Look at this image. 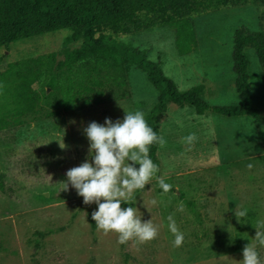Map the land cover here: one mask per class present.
Wrapping results in <instances>:
<instances>
[{
    "label": "rangeland",
    "instance_id": "rangeland-1",
    "mask_svg": "<svg viewBox=\"0 0 264 264\" xmlns=\"http://www.w3.org/2000/svg\"><path fill=\"white\" fill-rule=\"evenodd\" d=\"M190 19L197 46L186 56L176 54L167 28L117 40L144 51L148 61L158 62L178 91L202 86V99L210 106L236 104L233 32L244 27L264 34V0H247ZM69 36V31H56L11 43L7 50L0 47V71L23 59L64 48L72 51L77 45L66 41ZM246 56L252 75L250 103L258 111V124L244 117L225 119L211 111L196 115L187 106L170 104L153 117L166 141L156 150L157 176L173 188L163 193L154 178L137 193L132 206L139 209L142 221L152 219L158 226L157 237L144 244L120 245L116 233L105 234L94 221L92 227L88 217L96 204L85 205L75 189L69 185L63 191L60 183L66 181L67 170L86 159L91 162L83 132L90 122L103 124L105 118L115 122L136 110L146 116L153 107L156 93L144 74L133 64L122 65L102 53L103 102L74 112L52 113L58 94L46 87L45 77L33 84L34 90L51 93L50 104L41 105L36 117L9 131L12 141L0 142V264H242V249L255 236L252 226L264 220V139L259 137V131L264 132V67L252 51H246ZM83 64L70 71L61 67L59 83L74 71L76 78L88 83ZM120 66L126 69V83L113 85L109 77ZM191 133L198 139L192 145L181 143ZM152 200L157 203L151 204ZM237 208L248 209L239 223L234 215ZM170 214L185 236L180 247H173L175 237L167 226ZM257 250L264 264V246L258 245Z\"/></svg>",
    "mask_w": 264,
    "mask_h": 264
},
{
    "label": "trees",
    "instance_id": "trees-1",
    "mask_svg": "<svg viewBox=\"0 0 264 264\" xmlns=\"http://www.w3.org/2000/svg\"><path fill=\"white\" fill-rule=\"evenodd\" d=\"M244 1L247 0H0L1 48L7 50L11 43L65 30L70 32L66 41L77 45L72 51L64 48L57 53L23 59L0 71V142L12 141L9 131L16 130L26 118L36 117L41 105L50 104L51 93L36 91L32 87L43 77L46 78V87L58 94V98L53 99L52 113L74 112L100 105L104 98L100 69L104 65L101 60L104 52L122 65L133 64L144 74L156 93L155 104L145 119L158 135L153 117L162 114L168 104L187 106L196 115L211 111L225 119L244 117L258 124V111L250 103L252 75L246 51H252L264 67L263 33L251 32L244 27L233 32L231 61L238 100L234 105L225 106H210L205 102L202 86L178 91L174 82L163 74L158 62L148 61L144 51L117 40L119 36L167 28L172 32L176 54L186 56L197 46L191 16L211 14ZM252 2L258 3L259 0ZM81 63L86 66L83 72L90 79L88 83L76 78V71L71 76H64L66 82L59 83L61 67L67 66L70 71ZM114 71L116 75L109 77L111 83L124 85L125 67H117ZM259 137L264 139V132L259 131ZM158 145L150 146L149 155L153 162ZM128 206L122 204V208ZM194 217L201 224L198 212ZM88 219L94 227L91 216Z\"/></svg>",
    "mask_w": 264,
    "mask_h": 264
},
{
    "label": "clouds",
    "instance_id": "clouds-1",
    "mask_svg": "<svg viewBox=\"0 0 264 264\" xmlns=\"http://www.w3.org/2000/svg\"><path fill=\"white\" fill-rule=\"evenodd\" d=\"M83 132L89 141L91 162L86 159L67 170L66 181L60 182L61 190L68 191L70 185L85 205L95 203L97 208L91 218L97 229L105 234L116 233L118 244L152 241L158 235V226L152 219L142 221L139 209L131 205H136L137 193L154 178L163 193L172 190L173 185L157 176L159 166L149 155L151 145L163 146L166 141L148 125L141 110L125 112L123 119L115 122L110 118H105L103 124L90 122ZM197 139L196 134L191 133L182 137L181 143L192 145ZM59 146L61 149L66 147L62 140ZM156 203V200L151 201L153 205ZM122 204L129 206L122 208ZM180 210H183V204ZM247 213V208H237L234 211L237 222ZM167 220L168 229L175 237L173 247L182 246L184 233L179 230L173 215L170 214ZM252 227L256 230L255 236L242 249V264H261L257 246H264V220H257Z\"/></svg>",
    "mask_w": 264,
    "mask_h": 264
}]
</instances>
